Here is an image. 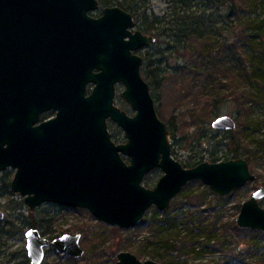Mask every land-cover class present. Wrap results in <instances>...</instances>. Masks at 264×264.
Segmentation results:
<instances>
[{
  "label": "water",
  "instance_id": "obj_1",
  "mask_svg": "<svg viewBox=\"0 0 264 264\" xmlns=\"http://www.w3.org/2000/svg\"><path fill=\"white\" fill-rule=\"evenodd\" d=\"M98 7V0H0V171L15 169L11 191L31 212L54 203L129 229L152 207L168 211L195 180L222 197L255 182L242 157L191 168L174 158L137 54L156 38L133 32V14L120 7L94 17ZM120 84L133 116L115 104ZM52 110L53 118L41 120ZM109 120L126 142L114 141ZM212 126L231 131L236 123L225 115ZM157 168L164 174L146 187L144 178ZM263 199L261 187L242 204L240 228L264 233ZM26 240L30 264H43L48 249L84 255L80 234L50 239L31 228ZM116 264L161 263L121 251Z\"/></svg>",
  "mask_w": 264,
  "mask_h": 264
},
{
  "label": "rangeland",
  "instance_id": "obj_2",
  "mask_svg": "<svg viewBox=\"0 0 264 264\" xmlns=\"http://www.w3.org/2000/svg\"><path fill=\"white\" fill-rule=\"evenodd\" d=\"M98 1V9L91 14L94 17L101 16L105 8L100 0ZM170 1L151 0L146 14L152 17L156 16L162 19V22L168 21L171 19V14H168L167 11ZM220 4L210 3V0H195V9L198 12H204L206 16H210L211 20L215 22L214 26L220 27L224 36H231L234 25H238L240 29V25H245L244 21H248V23H251H249L248 33H252V39L260 36L264 39V2L261 3V6H252L239 17L236 16V21L233 24L223 21L224 11L221 8L222 6L219 8ZM203 9L206 10L202 11ZM128 12L133 14L135 19L133 30L142 32L144 28L142 10L140 11L139 21L136 20V13ZM169 13L171 12L169 11ZM160 26L163 27L161 24ZM148 36L155 37L156 43L140 49L137 54L143 58L150 57L149 59L153 63L159 64L165 72V78L159 86L149 85L158 115L168 127L174 157L184 166L194 164L202 157L203 161L212 162V154L218 153L220 157H223L237 146L245 153L243 157L255 156L253 152L258 151L260 147L262 148V143L264 142V86H261V83H252L251 88L246 79H241L243 87L240 91L243 92V96L240 95L237 101H233L231 88L234 85L229 80V76H224L225 70L230 73L240 74L242 72V74H246L247 71L242 68H245L247 59L238 53L237 56H233L235 53H229L227 60L230 61H227L228 65L226 64L228 67L213 69L217 73L214 82L215 87L221 89L214 98L222 100L216 106L212 99H206L207 96L203 92H198L192 87L190 82L175 72L177 65L188 66L190 73L195 70H198L199 73L203 72V70L197 69L194 56L198 52L196 44L190 41L188 44L189 49L186 52L181 51L186 57L177 58L172 49L166 47V44L159 42L158 36L154 34ZM161 39L169 40L167 35ZM257 44L258 41L252 42V47L250 46L249 49L252 54ZM170 54L172 57L167 60L166 56ZM243 77H246V75ZM143 78L150 83V80L144 76ZM91 88L92 86H89V89ZM123 90L124 86L122 84L117 86L115 104L121 110L133 116L135 111L121 97ZM257 92L260 94H257L259 98H252V93L256 95ZM228 94L230 95L229 97ZM225 115L234 119L236 123L235 129L231 131L214 129L212 123L217 118ZM108 126L114 141L118 143L126 142L125 133L121 127L111 120L108 121ZM255 158L257 159L251 161L249 165L252 173L257 177L256 181L237 190L229 195L230 197H223L226 198L225 200H217L214 195H219L203 183L204 187L214 193V195L209 197V201L213 202V205L210 206L212 208L209 212L203 213V215L212 219L210 214H219L222 217V223L237 224L242 204L249 200L256 190L264 187V161L258 157ZM14 174L15 169L13 168L0 171V210L4 212V219L6 218V221H10L16 226V231L13 232H16V235L5 238L7 245L3 246L0 243V264H30L26 250V232L33 228L31 225L35 222L39 225L37 229L43 234L46 232L47 234L45 235L50 239L57 238L63 234H80V244L84 249V255L81 258H73L66 254L58 253L54 249H48L43 264H116L117 255L121 251L131 252L142 261L151 259L161 264H164L162 257L166 260L173 259L177 264H264V233L257 230L245 229L250 231L247 234H236L230 230L229 236L226 238L229 240V244L223 249L220 247L221 244H219L223 240L220 237L212 240L209 245H207L208 243H203V238H199L198 241L195 239L197 242L196 253L184 252L179 255L180 251L176 249L157 247L155 245L156 242H154L156 239L152 237L154 232L150 231L148 225L144 227L136 225L134 228L122 229L98 220L88 210L67 208L54 203L43 204L31 212L24 202V198L20 194L13 193L11 188L8 187ZM163 174V170L157 168L144 178L143 184L148 188H154ZM204 187L197 183L191 190L182 192L184 195L190 196L189 201L191 204L186 203L180 206L181 203L184 204L186 199L181 196H177L172 201L173 203L175 201L178 203L173 213L179 217L178 224L175 228L166 226L168 230L161 232L160 238L163 236L167 238L165 236L181 232L185 234L188 228L186 223L188 213L192 211L202 212L209 208L208 205H199L194 198L198 195L199 190H203ZM261 205L264 207V199L261 201ZM149 210V217H151L154 214V209L152 207ZM18 228L23 229L18 230ZM233 240L238 241L237 244H232ZM239 245L241 246L238 247ZM164 249H166V252ZM232 249L234 252L231 251ZM164 253L166 254L165 256L161 255ZM153 255H158L159 258L153 259Z\"/></svg>",
  "mask_w": 264,
  "mask_h": 264
},
{
  "label": "trees",
  "instance_id": "obj_3",
  "mask_svg": "<svg viewBox=\"0 0 264 264\" xmlns=\"http://www.w3.org/2000/svg\"><path fill=\"white\" fill-rule=\"evenodd\" d=\"M150 1L151 0H100V2L105 7H120L127 12L131 11L136 13L137 21L140 20L139 15L140 11L142 10L141 13H143L142 15L144 17V28L142 29V32L158 36L159 42L166 44V47L172 49L177 58L186 57V55L184 53H181V51L186 52V50L189 49L188 44L190 43V41H193L198 47L197 55H194L196 58L197 69L203 70V72L199 73L198 70H195L190 73L188 66L184 65H177L175 72L179 76L190 82L192 87L198 90V92H203L207 96L206 99H212L214 105L218 106V104L221 103L222 100L214 98L216 97V93L221 89L215 87L214 82L216 80L215 78L217 76V73H215L213 69L228 67L227 61L230 60H227V57L229 53H235L233 56H237L238 53L239 55L244 56V58L247 59L245 68H242L247 71L246 74H242V72L240 74L234 72L230 73L226 70L224 72V76H229V80L234 85V87L231 88V97H233V101H237L240 95L243 96V92L240 91V89L243 87L241 79H246L251 88L252 83H261V86H264V39L261 38V36L256 39H252V33H248L250 22L248 23V21H244L245 25L241 24L240 29L238 25H234L231 36H224V34L221 33V28L218 26H214L215 22L211 20L210 16H206L204 12H198V10L195 9V0H171L167 9L168 14H171V19L164 22H162V19L157 18L156 16L152 17L146 14ZM262 2H264V0H210V3L213 4L221 3L219 8L222 6L221 8L224 11L222 16L223 21L225 23L227 22L231 24L236 21V16L239 17V15L243 14L252 6H261ZM205 10L206 9H203L202 11ZM169 11L171 13H169ZM160 24L163 25V27L160 26ZM165 35L168 36L169 40L161 39ZM253 41H258V44L257 46H255L256 49L252 54V51H250L249 49L250 46L252 47ZM171 57V54L167 55L166 59L170 60ZM149 58H144L142 74L146 79L150 80V85L159 86V84L165 78V72L162 67L159 66V64L157 65L156 62L153 63V61ZM190 75L191 77H189ZM244 75H246V77L242 78V76ZM257 94L260 95L259 92H257L256 95L252 93V98H259L257 97ZM229 96L230 95L228 94V97ZM235 96L237 97L234 98ZM262 145V148L260 147L258 151L253 152L255 156H249L246 158L243 157L245 153H243V150L241 151L240 147L237 146L230 150L229 154H225L223 157H220L218 153L212 154V162L238 159L241 157L245 158L249 162V164L251 163V161L257 159L255 157H258L259 159L264 161V142L262 143ZM202 162H204L203 157L194 164H190L184 167L191 168ZM197 183L201 184V186L204 187V184L200 180H195L184 187V189L178 195V197L181 196L183 199L186 198L184 204L181 203L180 206L185 205L186 203L191 204V202L189 201L190 196L184 195L182 192H187L189 189L191 190V188ZM8 187H10V185ZM210 195H214V193L211 192L207 187H204V189L199 190L198 195L194 197L199 205H208L209 208H206V210L202 212L192 211L188 213L186 220L188 228L185 234L181 232L175 233L171 236H165L167 238H164V236L160 238L161 232L168 230L166 226L174 228L177 227L179 217L176 214H173L175 207L178 204L176 203V201L174 203L172 202L173 204H171V208L165 212H161L156 207H153L154 214L151 217H149L150 210H148L145 217L138 225H141L142 227L148 225L150 231L154 232V236L152 237L156 239L154 242H156L155 245L157 247L176 249L180 251L179 255L184 252L196 253L197 242L195 239H197L198 241L199 238H203V243H208L207 245H209L212 240L219 239L218 237H220L223 240H221L219 244H221L220 247H222L223 249L227 247V244H229V240H227L226 238L227 236H229L228 233L230 230L236 234H247L250 231L240 228L236 223H222V217L219 214H210L212 219H210L209 216L203 215V213L209 212L212 208L210 206L213 205V202L209 201ZM214 196L217 200L226 199L221 196ZM38 226L39 225L36 222L31 225V227L36 229ZM19 229L23 228H18V230ZM14 231H16L15 224L10 221H6V218L3 220L0 219V243L3 244V246L7 245V241L5 239L6 237H13L16 235V232L13 233ZM45 234L47 233L45 232ZM237 242L238 241L233 240L232 244L235 245L237 244ZM240 246L241 245H239L238 247ZM164 251L166 252V249H164ZM231 251L234 252L233 249ZM140 254H142V252H140ZM161 255L165 256L166 254L164 253ZM157 257L159 258L158 255L152 256L153 259H157ZM162 259L164 264H177L173 259L166 260L164 257H162Z\"/></svg>",
  "mask_w": 264,
  "mask_h": 264
},
{
  "label": "flooded vegetation",
  "instance_id": "obj_4",
  "mask_svg": "<svg viewBox=\"0 0 264 264\" xmlns=\"http://www.w3.org/2000/svg\"><path fill=\"white\" fill-rule=\"evenodd\" d=\"M134 31V30H133ZM136 31V30H135ZM144 35H150V34H145V33H143ZM56 115V112L54 111V110H52V111H49V112H47V113H45L44 115H42V118H41V120H48V119H50V118H53L54 116ZM53 116V117H52ZM44 118V119H43ZM169 141H171L170 140V138H169ZM172 147H173V145H172ZM173 150V149H172ZM172 155H173V151H172ZM174 156V155H173ZM175 158V157H174ZM176 159V158H175ZM222 197V196H221ZM42 235L43 236H46V235H44L43 233H42ZM47 237V236H46Z\"/></svg>",
  "mask_w": 264,
  "mask_h": 264
}]
</instances>
